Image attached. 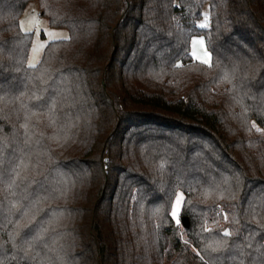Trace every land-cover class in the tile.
Segmentation results:
<instances>
[{"label":"trees","instance_id":"obj_1","mask_svg":"<svg viewBox=\"0 0 264 264\" xmlns=\"http://www.w3.org/2000/svg\"><path fill=\"white\" fill-rule=\"evenodd\" d=\"M29 1L0 0V264H264V0H38L68 37L35 67Z\"/></svg>","mask_w":264,"mask_h":264},{"label":"rangeland","instance_id":"obj_2","mask_svg":"<svg viewBox=\"0 0 264 264\" xmlns=\"http://www.w3.org/2000/svg\"><path fill=\"white\" fill-rule=\"evenodd\" d=\"M205 17H207V19H205ZM208 23H209V11H208V5L205 4L202 8L201 19L199 20L197 25L206 24L208 26ZM22 26L25 29H30V31H27V32H30L32 34L31 45H30L28 57L26 60V65L28 67H29L30 62L34 63L35 65L37 64V62L39 61L40 56L42 54V51L44 49V48L38 49L36 52H33L34 47H36L40 43H43L44 45H46L48 42L55 41V40H63L64 37H68V32L66 29L52 28L49 26L47 19H45L44 17L41 16V8H40V5L38 3V0H30L29 3L26 5V7H25V9H24V11L20 17V20H19L20 29ZM23 32H26V31H23ZM47 33L54 34V37L50 39L49 36L47 35ZM194 37L195 38H201L202 36L201 35L192 36V38L190 40V52H189V54L193 60L202 63L200 60L195 59L191 54L192 53V40ZM204 46H205V43H204ZM205 49H206V47H205ZM206 51L208 52L207 49H206ZM197 52H198V54L202 55V52L200 51L199 45H197ZM208 54H209V60L211 61L210 53L208 52ZM53 139L56 141L55 138H53ZM49 142H50V139H49ZM178 192H180L183 195V193L181 191H178ZM174 201H175V198H174L173 202ZM170 213H171V210H170ZM180 221H181V218H180ZM173 222L177 227L176 234L179 236V238L181 240L185 241L186 238H185V235L183 233L182 222H180L179 225H177L175 220H173Z\"/></svg>","mask_w":264,"mask_h":264},{"label":"snow or ice","instance_id":"obj_3","mask_svg":"<svg viewBox=\"0 0 264 264\" xmlns=\"http://www.w3.org/2000/svg\"><path fill=\"white\" fill-rule=\"evenodd\" d=\"M205 19H207V17H205ZM198 27L204 28V27H207V25L206 24H199ZM21 30L26 31V32L30 31V29H25V28H23V26L21 27ZM47 35L49 36L50 39L54 37V34H52V33H47ZM64 39H67V37H64ZM197 45H199V48H200V51L202 52V55L198 54ZM44 47H45V45L43 43H40L36 47L33 48V52H36L38 49H43ZM191 54L195 59L200 60L204 64L210 63L209 54L205 49L204 40L202 37L201 38H195V37L193 38V40H192V53ZM29 67H35V64L30 62ZM183 200H184L183 195L180 192H177L175 195V201L172 203V206H171L170 215L173 218V220L176 221L177 225H179L181 222L180 221V212H181V205H182ZM205 231H208V229H205ZM223 235L229 236V235H231V233L229 232L228 229H225ZM201 259H203V257H201Z\"/></svg>","mask_w":264,"mask_h":264}]
</instances>
